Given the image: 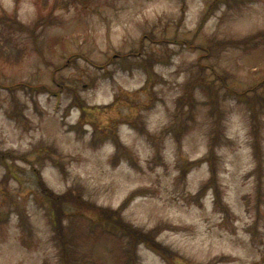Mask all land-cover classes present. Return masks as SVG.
<instances>
[{
	"label": "rangeland",
	"instance_id": "374dc122",
	"mask_svg": "<svg viewBox=\"0 0 264 264\" xmlns=\"http://www.w3.org/2000/svg\"><path fill=\"white\" fill-rule=\"evenodd\" d=\"M214 1L0 0V264H264V0Z\"/></svg>",
	"mask_w": 264,
	"mask_h": 264
},
{
	"label": "trees",
	"instance_id": "16d2710c",
	"mask_svg": "<svg viewBox=\"0 0 264 264\" xmlns=\"http://www.w3.org/2000/svg\"><path fill=\"white\" fill-rule=\"evenodd\" d=\"M216 1V0H215ZM213 2L212 5L209 7V10L207 11L205 17H204V20H208L215 12V9H217L220 4L223 2L222 0H217L216 2ZM20 88V87H18ZM13 90L15 88H12ZM17 89V88H16ZM45 90H47V87H44L43 89L41 88H38V89H34L32 90V92H37V93H43L45 92ZM48 91V90H47ZM239 93H237L238 95ZM238 97H241L240 95ZM136 196L138 195L137 193H134ZM49 197V195H47ZM106 213V212H105ZM104 220V219H102ZM102 222V221H101ZM100 225V224H99ZM102 233L104 234H113V235H117L118 234V228L115 227L114 225H107V224H104V228L102 229L101 231ZM153 251H155L156 253H158L159 255H162V250L159 249L157 246H153V245H148Z\"/></svg>",
	"mask_w": 264,
	"mask_h": 264
}]
</instances>
